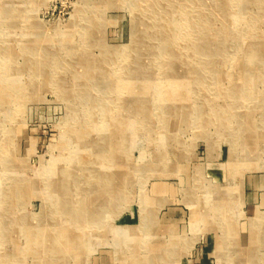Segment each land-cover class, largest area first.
Returning <instances> with one entry per match:
<instances>
[{
	"label": "rangeland",
	"instance_id": "374dc122",
	"mask_svg": "<svg viewBox=\"0 0 264 264\" xmlns=\"http://www.w3.org/2000/svg\"><path fill=\"white\" fill-rule=\"evenodd\" d=\"M263 175L264 0H0V264L47 230L66 264H199Z\"/></svg>",
	"mask_w": 264,
	"mask_h": 264
},
{
	"label": "crops",
	"instance_id": "0c3cea01",
	"mask_svg": "<svg viewBox=\"0 0 264 264\" xmlns=\"http://www.w3.org/2000/svg\"><path fill=\"white\" fill-rule=\"evenodd\" d=\"M241 183L240 198L247 208V222L233 221L231 225L227 224L223 227V230L232 229L233 237L229 236L230 233H226L225 236L224 232L214 236L208 231V227H205L206 231L200 234L199 238L201 244L199 254L196 253L199 256V264H259L258 258L261 251H263L261 263L264 264V178L260 181L257 177L249 176L246 181L243 180ZM175 215L176 212L170 210L165 218V221L168 222L165 227L168 232L171 231L169 233L171 236L178 227L177 222H175ZM163 228L164 226H162ZM251 230L255 231V235L251 236ZM232 245L235 249L232 248L233 250L230 251L228 246L232 247ZM173 246L175 249L176 244ZM193 247V241H185L184 252L176 254L174 251H170L169 246L167 256L165 253L162 255L159 253L157 260H175L178 258L191 262V257L195 258L191 254Z\"/></svg>",
	"mask_w": 264,
	"mask_h": 264
},
{
	"label": "bare ground",
	"instance_id": "6f19581e",
	"mask_svg": "<svg viewBox=\"0 0 264 264\" xmlns=\"http://www.w3.org/2000/svg\"><path fill=\"white\" fill-rule=\"evenodd\" d=\"M258 45H260V44L258 43ZM248 47H249V45H248ZM251 56L254 57V58H256V57L258 58V56L255 53H253ZM105 178L108 180V178L106 176H105ZM112 179H114V177ZM112 182H113V180H112ZM68 188H70V187L68 186ZM69 201L70 200H68L67 202H69ZM98 206H100V203H99ZM69 207H71V206H69ZM79 209H81V208H79ZM83 211H87V210H83ZM99 214H100V211H97V209H95L93 211H90L89 214H88V220L87 221L88 222H95V223L98 222L100 217H102V216H100L101 214L100 215ZM147 219H148L147 216L142 215V221L140 222L139 226H137V227H139V229H141V228L144 229V226H146V223H147ZM127 233H129V232L127 231ZM250 234H251V236L255 235V231L251 230ZM30 236L31 237H36V238H38V236L39 237L40 236L41 237H45V238H47L46 244H53L51 246H48V247L44 248L45 250H47L46 251V256L44 258L40 259L39 261H37L35 264H66V258H65V255H63V253L65 254V250H63V246H64L65 243H67V240L64 241V239H69L70 238V236L68 234H66L63 231H61V232L57 231L54 234V233L49 232V230H47L45 232V234H43V235L38 234V236H37V234L36 235L35 234L32 235V233H30ZM54 237H55V241L51 240ZM60 239H62V240H60ZM154 257H155V259H154ZM262 258H263V251L260 252V255H259V258H258L259 264H262L261 263V259ZM153 259L154 260H152V262H150V264H162L160 262H154L157 259V256H153ZM13 260L15 261V264H27V263L24 262L23 258H18L17 257V258H15ZM8 263H5V264H8Z\"/></svg>",
	"mask_w": 264,
	"mask_h": 264
}]
</instances>
